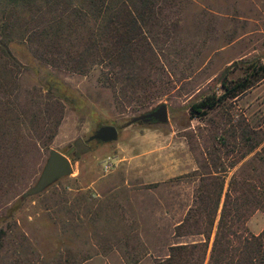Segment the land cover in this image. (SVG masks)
Instances as JSON below:
<instances>
[{
	"label": "rangeland",
	"instance_id": "374dc122",
	"mask_svg": "<svg viewBox=\"0 0 264 264\" xmlns=\"http://www.w3.org/2000/svg\"><path fill=\"white\" fill-rule=\"evenodd\" d=\"M183 3L179 27L165 51L173 73L168 92L137 113L113 108L110 92L99 88L96 71L57 73L88 104L82 111L64 105L54 112L40 85L43 72L33 56L35 44L22 43L16 28L9 39L0 36V131H8L7 140L15 146L8 158H13L11 166L0 163V228L7 232L0 264H156L170 245L200 239L174 233L192 204L197 181L190 174L205 152L214 155L220 146L227 164L239 159L246 146L232 135L240 127L253 132L248 146L261 144L228 169L227 179L246 168L264 145V81L202 119L191 118L188 105L220 94L225 71L230 81L240 78L241 60L264 64V0ZM159 104L167 106L166 124L125 127L130 118ZM104 125L118 129L115 142H90L89 151L69 156V176L23 197L37 181L50 149L65 153ZM247 226L259 233L264 213L254 212Z\"/></svg>",
	"mask_w": 264,
	"mask_h": 264
},
{
	"label": "trees",
	"instance_id": "16d2710c",
	"mask_svg": "<svg viewBox=\"0 0 264 264\" xmlns=\"http://www.w3.org/2000/svg\"><path fill=\"white\" fill-rule=\"evenodd\" d=\"M183 1L0 0L5 4L0 5V36L9 39V31L16 28L22 43L35 44L33 56L43 72L40 85L54 112L64 105L82 111L88 104L57 73L87 75L96 71L99 88L110 92L113 108L121 114L137 113L168 92L173 73L165 62V51L179 27ZM13 12H17L14 24ZM239 63L242 76L230 81L225 71L220 94L188 105L191 118H204L264 81L260 60ZM243 128L232 135L246 146L241 148L239 159L227 164L220 146L214 155L205 152L203 161L190 174L197 181L192 204L174 226V233L200 239L170 245L156 264H264V229L254 234L247 226L254 212L264 213V145L255 151L246 168L241 167L229 179L226 176L229 168L261 144L248 146L253 132ZM10 136L8 131H0V163L8 166L13 159L8 160L9 156L15 153V146L7 140ZM6 235L0 228V249Z\"/></svg>",
	"mask_w": 264,
	"mask_h": 264
},
{
	"label": "water",
	"instance_id": "95a60500",
	"mask_svg": "<svg viewBox=\"0 0 264 264\" xmlns=\"http://www.w3.org/2000/svg\"><path fill=\"white\" fill-rule=\"evenodd\" d=\"M168 122V113L166 104H159L156 107L134 116L126 122L125 127L133 124L141 125H164ZM118 138V129L111 125L98 127L93 134L83 141L78 139L65 153L56 149H50L48 157L44 163L42 171L34 185L30 186L24 193V196L37 194L55 181L69 176L73 172V167L69 156L72 153H82L90 150L88 143H111Z\"/></svg>",
	"mask_w": 264,
	"mask_h": 264
},
{
	"label": "built area",
	"instance_id": "2783aa9c",
	"mask_svg": "<svg viewBox=\"0 0 264 264\" xmlns=\"http://www.w3.org/2000/svg\"><path fill=\"white\" fill-rule=\"evenodd\" d=\"M110 165H111V164H109V163L106 164V165H105L106 169H108V167H109Z\"/></svg>",
	"mask_w": 264,
	"mask_h": 264
},
{
	"label": "flooded vegetation",
	"instance_id": "af4514ba",
	"mask_svg": "<svg viewBox=\"0 0 264 264\" xmlns=\"http://www.w3.org/2000/svg\"><path fill=\"white\" fill-rule=\"evenodd\" d=\"M89 144V143H88Z\"/></svg>",
	"mask_w": 264,
	"mask_h": 264
}]
</instances>
